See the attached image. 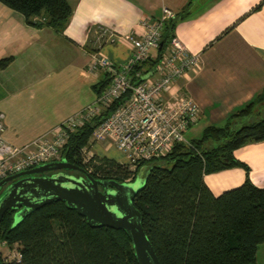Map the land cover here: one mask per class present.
I'll list each match as a JSON object with an SVG mask.
<instances>
[{"label": "trees", "instance_id": "1", "mask_svg": "<svg viewBox=\"0 0 264 264\" xmlns=\"http://www.w3.org/2000/svg\"><path fill=\"white\" fill-rule=\"evenodd\" d=\"M0 2L20 12L27 24L58 33H63L73 12L67 0ZM174 18L164 24L159 57L175 36ZM12 60V56L0 59V69ZM155 61L135 65L130 71L132 80L138 81L135 73ZM102 72L92 86L96 97L112 80L111 73ZM127 96L69 132L61 158L95 178L117 182L133 181L143 168L144 185L136 192L133 205L142 216V228L160 264H257V248L264 243V187L246 178L214 195L204 176L236 166L247 168L234 151L264 141V88L231 113L223 126L207 125L199 138L190 139L189 146L176 143L166 155L141 161L133 170L127 162L97 154L84 164L80 151L88 145L95 126ZM13 214L14 210L6 211L0 222V241L17 244L22 259L8 264H138L124 230L92 227L64 201L47 203L11 228Z\"/></svg>", "mask_w": 264, "mask_h": 264}, {"label": "crops", "instance_id": "2", "mask_svg": "<svg viewBox=\"0 0 264 264\" xmlns=\"http://www.w3.org/2000/svg\"><path fill=\"white\" fill-rule=\"evenodd\" d=\"M67 1L73 12L63 33L29 25L20 12L0 2V59L13 57L0 69L1 135L12 145L23 146L47 134L95 100L92 86L103 72H89L87 65L98 26L119 36L98 50L121 65L131 56L130 38L144 31L142 20L160 17L163 7L175 13L176 38L199 54L198 68L180 77L171 90L191 97L199 105L200 117L225 120L264 88V0ZM113 147L101 140L92 150L109 157ZM234 156L247 168L236 166L204 176L214 195L246 178L264 187V141L247 143ZM119 162L126 163L125 156ZM258 252L264 256V243L256 258Z\"/></svg>", "mask_w": 264, "mask_h": 264}, {"label": "built area", "instance_id": "3", "mask_svg": "<svg viewBox=\"0 0 264 264\" xmlns=\"http://www.w3.org/2000/svg\"><path fill=\"white\" fill-rule=\"evenodd\" d=\"M175 13L162 8L157 18H144V31L140 37L130 38L132 53L129 59L115 66L102 55L98 48L104 42L113 43L119 36L103 26L96 28V51L90 53L87 71L99 70L112 74L109 86L95 100L54 127L50 132L35 138L23 146L8 143L2 137L4 114L0 112V180L35 166L61 160V148L69 132L90 121L109 107L114 100L128 93L127 98L116 106L95 126L87 146L80 151L81 160L87 164L93 157V144L108 140L124 153L130 169L141 161L166 155L176 143L190 145L185 131L200 117L199 105L187 94L171 88L177 80L200 63L197 53L190 52L174 36L165 52L158 56L151 50H159L162 30ZM158 57V58H157ZM150 59L156 61L151 67H143L135 73L133 81L130 71L135 65ZM21 251L17 244L0 241V261L4 264L20 262Z\"/></svg>", "mask_w": 264, "mask_h": 264}, {"label": "water", "instance_id": "4", "mask_svg": "<svg viewBox=\"0 0 264 264\" xmlns=\"http://www.w3.org/2000/svg\"><path fill=\"white\" fill-rule=\"evenodd\" d=\"M65 170H77L82 175ZM142 170L137 175L141 178L137 188L124 184L132 181L95 178L65 158L9 175L0 180V222L6 211L14 210V228L32 211L54 200L64 201L92 227L124 230L138 264H160L142 228V216L133 205L136 192L144 185Z\"/></svg>", "mask_w": 264, "mask_h": 264}, {"label": "rangeland", "instance_id": "5", "mask_svg": "<svg viewBox=\"0 0 264 264\" xmlns=\"http://www.w3.org/2000/svg\"><path fill=\"white\" fill-rule=\"evenodd\" d=\"M263 113H264V110L262 112V116L264 115ZM251 118H252V120L256 119L255 117H251ZM225 123H226V119L225 120H217V121L211 122L210 120L207 119V117H204V116L203 117H199L198 120L196 121V123L193 124L191 127H189L185 131V135H186V137L189 140L193 139V138H199L201 136L202 130L207 125L214 124V125H217V126H223ZM94 149L97 151L98 147L95 146ZM118 150L115 147H113L109 152H107V155L109 157H113L114 159H116L118 161H121V160H123L124 153L119 150L123 154V155H121V153ZM91 151H92L93 154H97L96 152H94V150H92V147H91ZM126 161H127V159H126ZM70 173H73L75 175H82L81 172H79L77 170H71ZM140 179L141 178L138 176L132 182H125L124 184H127L129 188H132V187L137 188L138 187L137 185L140 182ZM263 262H264V256H262L261 252L260 253L258 252V254H257V264H264Z\"/></svg>", "mask_w": 264, "mask_h": 264}]
</instances>
